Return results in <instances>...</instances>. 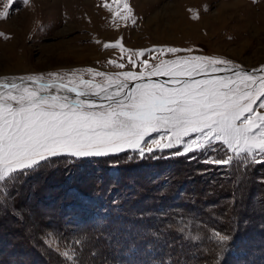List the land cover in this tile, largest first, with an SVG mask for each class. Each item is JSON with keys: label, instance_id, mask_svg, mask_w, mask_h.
<instances>
[{"label": "rangeland", "instance_id": "rangeland-1", "mask_svg": "<svg viewBox=\"0 0 264 264\" xmlns=\"http://www.w3.org/2000/svg\"><path fill=\"white\" fill-rule=\"evenodd\" d=\"M5 2L0 0V11ZM104 2L14 3L9 17L0 20V33L5 34L0 36V82L19 81L29 75L49 80L48 74L56 73L67 83L75 72L83 74L85 80L105 85L104 78L89 75L87 69L108 74L140 71L139 64L135 69L127 64V54L122 61L119 50L103 48L104 43L121 37L125 47L133 50L190 48L191 53L177 55L215 56L242 68L264 67V0H129L136 23L120 21L118 28L102 7ZM189 9L199 13V19H192ZM157 56L153 52L140 59H147L151 66L159 62ZM174 58L172 54L163 55V59ZM110 60L126 66L117 69L109 64ZM216 147L211 155L223 157V146ZM173 151L164 150L143 159L132 151L114 158H53L12 182L0 184V264H16L18 259L31 264H110L107 261L111 256L121 259L117 247L123 239L119 234H111L105 242L96 241L82 233L81 225L122 226L128 233L130 229L143 230V225L135 228L137 221L129 226L118 220L122 206L127 215L137 216L144 211L159 215L157 227L162 230L170 225V220L166 222L174 217L170 214L179 213L188 221L201 207L212 213L215 221L211 219L209 225L216 230L229 234L235 227L242 228V232L231 235L224 264H240L243 258L258 260L253 255L261 252L264 244H259L264 241V230H256L264 229V164L239 160L229 166H208L202 162L208 152L193 158L192 154L171 155L173 159H169L167 154ZM250 168L257 182L247 180L245 170ZM196 175L203 181L200 189L189 180ZM190 196L211 197V201L190 207ZM204 211L197 218L204 219ZM182 219L171 223L172 228L180 231ZM209 240L205 243L213 249L203 248L198 264H217L219 250L214 232ZM124 248V254H135L133 245ZM139 249L138 254L149 255L146 264H172L170 259L161 263L158 250L152 251L149 246ZM65 252L73 257L71 261L63 255ZM130 258L111 264H131Z\"/></svg>", "mask_w": 264, "mask_h": 264}, {"label": "snow or ice", "instance_id": "snow-or-ice-1", "mask_svg": "<svg viewBox=\"0 0 264 264\" xmlns=\"http://www.w3.org/2000/svg\"><path fill=\"white\" fill-rule=\"evenodd\" d=\"M16 2L6 0L0 20L9 17ZM19 3L28 5L29 0ZM102 7L117 28L120 21L135 25L129 0H105ZM189 12L199 19V13ZM103 48L119 50L122 61L127 54V64L133 69L139 64L140 71L108 74L87 69L89 75L104 78L105 85L75 72L67 83L56 73H49V80L29 75L19 83L0 82V184L53 158L108 157L127 151L141 159L164 150H175L173 156L192 154L190 158L208 152L202 161L208 166L239 160L264 164V67L248 72L215 56L177 55L191 53L190 48L133 50L125 47L122 37ZM153 52L159 54L158 63L150 66L140 59ZM165 53L175 58L163 59ZM109 64L126 66L117 60ZM217 145L223 146V157L211 155ZM214 238L219 250L215 259L223 264L233 237L214 230ZM63 255L73 259L68 252Z\"/></svg>", "mask_w": 264, "mask_h": 264}, {"label": "trees", "instance_id": "trees-1", "mask_svg": "<svg viewBox=\"0 0 264 264\" xmlns=\"http://www.w3.org/2000/svg\"><path fill=\"white\" fill-rule=\"evenodd\" d=\"M167 156L169 159H173V157H171V154H167ZM114 157H117V155H113V158ZM182 159H184V157ZM245 176L249 182H251V180H253L254 182H257L256 181L257 179H254L253 171H251V168L248 170H245ZM189 180L192 183H195L194 184L195 189H200L199 184L200 183L203 184L202 179H200L198 175H196L193 179H189ZM185 181H187V180H185ZM138 182L141 185V181L139 180ZM128 184L132 185L131 183H128ZM155 188H157V187H155ZM262 195H264V193ZM207 199L203 198L202 196H190L187 199V201H188V205L190 207H193V206H195L194 205L195 203H198V202L208 203L209 201H211L210 200L211 197L207 198ZM124 209L125 208H123V206L120 207V210L122 213L119 215L120 219H118V218L117 219L123 221V223H129V226H130L131 221H137L138 223L135 226V228L143 225V227H144L143 230L130 229L131 232L128 233L127 231H125V229L122 226H120V228H118V227L117 228H115V227L110 228V227H106V226H100V225L99 226H92L90 224L86 225L85 223H82L81 231H82V233H87L88 236L93 238V240L96 239V241H104V242L108 241V237L111 234H119V237L123 239V240H121V241H123V242H121L122 248H124L126 245H133L134 247H136V249L134 248L135 254L134 253L133 254L132 253L131 254H124L125 248L122 249L119 246L117 247L119 249V250H117V252L122 255L121 259H123V260L127 259L128 260V258L131 257L130 258L131 264H137V262L138 263L144 262L146 264V262L144 260H146L149 257V255L138 254V251H140L139 247H145V246H149L152 251L158 250L157 251L158 256H160V258L159 257L158 258L161 261V263L164 260L170 259L172 261V264H198L200 262L199 257L201 254H203V248H207L208 244H209V243L207 244L205 242L210 241L209 237H211V234L214 232V230H216V228L211 227L209 225L211 219H213L215 221V218L212 217V213H206L203 209H201V207L196 208V211L193 214L194 216L190 217L188 221H185L184 219H182L181 217H184V215H181L179 213L170 214L169 215L170 217H173V216L174 217L171 219H166V222H168L170 220L169 221L170 225H168L164 230L159 229L157 227V224L159 223V217H160L159 215H154V216H153V214L147 215V212H145V211L142 214H139V215L137 214V216L127 215V213L124 211ZM203 211L206 214L205 213L203 214V216L205 215V217H204V219L201 220V218H197V216H201V215H199V213L202 214ZM150 212H152V211H150ZM115 216L118 217V215H115ZM181 219L183 220L184 225L182 227H178L180 229V231H178L176 228H172L171 223H173L175 221L178 222ZM262 221H264V219ZM116 223H119V221ZM238 228H240V227H235V231L234 230L229 231V235L233 236V234H235V233L242 232V228H240L239 230H238ZM256 230L258 233L259 232L261 233V231H263L264 229L257 228ZM176 233H178V234H176ZM0 234H1V231H0ZM237 236H234V238H236ZM119 240L120 239H118L117 241H119ZM236 240L237 239H235V241ZM263 242L264 241H260L259 244H261ZM236 244H237V242H236ZM105 247H106V245H105ZM209 247H211V246H209ZM214 247L216 249L217 246H214ZM257 247L258 246L256 245L255 248H257ZM260 251L261 252H259L258 254L253 255V256L259 257L258 260L243 258V261H241L242 263H240V264H264V244H262V249H260ZM117 256L120 257V255H117ZM139 258H140V260H139ZM121 259L114 257V256L113 257L111 256L110 259L107 261V263L108 262H111V263L116 262L117 263L118 260L120 261ZM245 259L247 261H244ZM15 261H16V264H21V263L31 264L30 262H27V261L23 262L24 260H22V259L21 260L18 259ZM254 261H256V262H254ZM47 264H49V261L47 262ZM223 264H224V262H223Z\"/></svg>", "mask_w": 264, "mask_h": 264}, {"label": "water", "instance_id": "water-1", "mask_svg": "<svg viewBox=\"0 0 264 264\" xmlns=\"http://www.w3.org/2000/svg\"><path fill=\"white\" fill-rule=\"evenodd\" d=\"M244 71L252 72L253 70L259 69V68H242ZM157 79V78H153Z\"/></svg>", "mask_w": 264, "mask_h": 264}, {"label": "bare ground", "instance_id": "bare-ground-1", "mask_svg": "<svg viewBox=\"0 0 264 264\" xmlns=\"http://www.w3.org/2000/svg\"><path fill=\"white\" fill-rule=\"evenodd\" d=\"M13 81H16L17 83H19V81L17 79H13V80H7L6 83H11ZM28 83H31V82H28ZM69 95H74V94H69Z\"/></svg>", "mask_w": 264, "mask_h": 264}]
</instances>
